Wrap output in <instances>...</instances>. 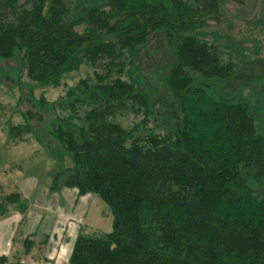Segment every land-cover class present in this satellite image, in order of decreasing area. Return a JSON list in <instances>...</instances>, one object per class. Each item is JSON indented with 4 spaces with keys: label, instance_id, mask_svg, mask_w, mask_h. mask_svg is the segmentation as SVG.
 <instances>
[{
    "label": "trees",
    "instance_id": "trees-1",
    "mask_svg": "<svg viewBox=\"0 0 264 264\" xmlns=\"http://www.w3.org/2000/svg\"><path fill=\"white\" fill-rule=\"evenodd\" d=\"M226 1L0 0V80L25 87L40 111L66 112L48 122L58 142L51 188L96 194L112 211L111 231L80 227L69 264H264V97L243 72L250 62H235L202 32L222 22ZM157 31L172 36L164 86L174 115L137 65ZM99 61L106 72L97 80L36 99V87ZM121 65L124 76L115 75ZM124 111L140 119L125 127L115 120ZM28 207L8 192L0 217ZM0 264L21 263L0 255Z\"/></svg>",
    "mask_w": 264,
    "mask_h": 264
},
{
    "label": "rangeland",
    "instance_id": "rangeland-1",
    "mask_svg": "<svg viewBox=\"0 0 264 264\" xmlns=\"http://www.w3.org/2000/svg\"><path fill=\"white\" fill-rule=\"evenodd\" d=\"M223 8L225 18L223 17L222 22L212 23L203 29L204 37L210 40L219 38L222 50L227 47L235 62H250L244 66L243 72L250 76L253 88L264 97V24L254 23L257 19L264 18V0H227ZM224 53L228 55L225 50ZM172 58L171 34L157 31L150 36L147 45L138 51L137 65L147 85L160 99L164 112L174 115V101L164 86ZM255 59L260 61L254 63L252 60ZM9 63L15 64V61ZM104 63L99 61L95 66L84 64L79 71L65 75L59 86L36 87L34 95L38 99L42 92L48 101L58 100L70 86L78 84L82 78L97 80V73L106 72ZM119 68H123V72L116 71L114 74L124 76L125 68L122 65ZM11 85L12 91L8 88ZM253 88L247 87L244 90L247 99H251ZM237 89L233 87V91ZM18 102H21L20 106ZM23 113L28 116L32 126L27 133H21L18 127L25 124ZM65 113L61 109L40 111L25 87L13 86V80L9 76L0 80V198L11 191L22 193L28 187L37 191L48 189L58 170L57 162L49 153L56 149L58 142L48 132V122ZM139 119L140 115L131 111L120 112L115 118L125 127L132 126ZM12 128L15 130L14 136ZM35 134L41 136L44 144ZM88 209L87 222H81L82 225L86 224L91 232L112 230V211L105 201L92 194ZM15 250L16 254L10 258L17 256L20 263L25 264L22 262L25 257L20 247L16 246Z\"/></svg>",
    "mask_w": 264,
    "mask_h": 264
},
{
    "label": "crops",
    "instance_id": "crops-1",
    "mask_svg": "<svg viewBox=\"0 0 264 264\" xmlns=\"http://www.w3.org/2000/svg\"><path fill=\"white\" fill-rule=\"evenodd\" d=\"M27 189L22 193L29 200L28 209L22 213L14 208L0 217V255L14 256L17 246L25 264H69L78 228L87 222L93 193L81 195L77 188L52 189L51 185L47 190ZM29 239L34 245L26 254L24 242Z\"/></svg>",
    "mask_w": 264,
    "mask_h": 264
}]
</instances>
